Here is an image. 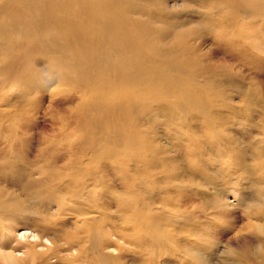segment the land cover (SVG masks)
Wrapping results in <instances>:
<instances>
[{"label":"bare ground","instance_id":"bare-ground-1","mask_svg":"<svg viewBox=\"0 0 264 264\" xmlns=\"http://www.w3.org/2000/svg\"><path fill=\"white\" fill-rule=\"evenodd\" d=\"M59 79L84 97L51 98ZM0 88L16 124L0 122V264H120L92 228L111 209L105 165L82 162L118 146L155 202L128 232L138 251L264 264V0H0ZM14 126L42 134L36 169L8 158ZM138 149L159 184L138 181Z\"/></svg>","mask_w":264,"mask_h":264},{"label":"rangeland","instance_id":"rangeland-1","mask_svg":"<svg viewBox=\"0 0 264 264\" xmlns=\"http://www.w3.org/2000/svg\"><path fill=\"white\" fill-rule=\"evenodd\" d=\"M58 84L55 83L49 87H53L52 93L54 94L51 98H56L55 96L60 93V91L64 88H71V91H68L69 94H73L72 92L77 88V94H81L82 97V91L79 89L78 86L72 85L69 81H65L62 79L57 80ZM49 89L47 92H45V96L48 98L50 94ZM2 90V88H0ZM2 95L0 94V99H2ZM73 107V105H72ZM5 108L3 106H0V122L3 124H10V125H16L14 123V120L10 116L11 113H5ZM15 108L13 105L10 106V109ZM44 117H46V111L43 110L41 113ZM3 119V121H1ZM41 118H39L40 120ZM47 119V118H46ZM48 121V119H47ZM48 128V127H44ZM12 132H15L20 135L19 142L15 143L11 147L10 154L8 155V158L10 157H16L19 159L20 164H22L26 169H36L38 166H40L42 163L40 161H36V156L32 151H29V148H33L36 146L40 139L42 138V134L39 132L35 133L34 131L30 129H25L26 134H23L18 130L15 126L10 127ZM30 130V131H29ZM49 132V131H47ZM31 137H29L31 134ZM29 135V136H28ZM24 137L25 140L22 139ZM45 141V140H43ZM80 147V145H78ZM69 151V150H68ZM72 152H74L72 150ZM137 158V165L138 172H139V178L138 181L141 179L149 178L147 181L152 182L154 185L159 184V175H150L152 173H149V170H144L141 167V163L139 162V149L134 151ZM128 153H130V149L122 148L120 146L112 148V152H108L105 149H100L96 151L95 153L89 154L86 159H83L82 162H85L84 168L91 172L92 170L96 169L98 162L105 165V169L102 171L99 170L95 174L98 175L100 172L104 175V178L110 182L111 187V193L109 196L106 197L108 200L107 204L111 208L110 212L106 213L105 211L101 210L99 208L92 212L94 214H98L99 217H97V226L92 227L100 236L101 238V250L102 252L106 254H110L112 257H114L115 262H119L120 264H195L194 258L196 257L195 254L191 255H185L183 253V249L179 250H173V251H164L160 252L158 254H146L149 251H152L151 249L146 252H140L138 251L136 245L131 244V238L130 234L128 232L132 231L134 225L137 223V218L141 216V213L147 212L151 213L153 211L154 203L148 202L146 200V205L144 206L142 202V195L141 192H143V188L141 185H138L135 190H131L130 187V178H129V166L131 167ZM58 153L56 152L55 158H51V155L44 154L43 159H57ZM41 157V158H42ZM49 157V158H48ZM114 168V169H112ZM21 173V172H20ZM216 178H213L212 181H216ZM95 183V181H94ZM97 183V182H96ZM146 183V182H144ZM140 186V187H139ZM217 186V185H216ZM225 187H229L227 184H225ZM213 190V189H211ZM171 194H176L175 190H169ZM235 191H238V188L235 189ZM212 192V191H211ZM160 195V194H159ZM136 197V203H135V210L129 211L130 203H131V197ZM229 200H231V196L228 197ZM167 203V199L164 200ZM158 201H156L157 203ZM84 206H88V202L85 203ZM100 212H98V211ZM164 211H167V209ZM103 212V213H102ZM107 214V215H106ZM199 214V213H198ZM209 213L206 212V215ZM63 215V214H62ZM61 215V216H62ZM101 217V218H100ZM100 218V219H99ZM65 220L68 221L69 218L67 215H65ZM187 222V223H186ZM189 221L184 220V225L189 227L187 225ZM180 223V222H179ZM68 227H72L70 223H67ZM83 227V225H80ZM183 228V227H182ZM182 228L179 230V226L174 227V233L177 236H181L178 238L179 243H184L186 245H190V241L188 238V233L186 229L182 230ZM81 231H78V235L80 238L85 239L87 235H81ZM50 235H54L53 232H50ZM17 238L20 239L18 236ZM65 247V246H64ZM174 248V247H173ZM72 251L77 254H85L87 253L85 250L80 251L76 247L72 248ZM70 250H68L66 247L63 248L59 253L68 254ZM219 257L213 256L211 260L214 262L218 260ZM52 259L49 258V261ZM82 264H87L86 262Z\"/></svg>","mask_w":264,"mask_h":264}]
</instances>
